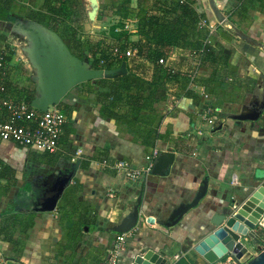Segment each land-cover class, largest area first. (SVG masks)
<instances>
[{"label": "crops", "instance_id": "1", "mask_svg": "<svg viewBox=\"0 0 264 264\" xmlns=\"http://www.w3.org/2000/svg\"><path fill=\"white\" fill-rule=\"evenodd\" d=\"M109 1L115 5L121 0ZM138 1L145 6L151 2L129 0V4L136 6ZM262 2L261 8L256 3L254 9L238 16V0H215L225 17L219 22L208 0H192L195 10L203 12L215 26L210 42L220 43L224 52L230 54L232 80L226 79L229 84L212 93H203L202 85H193L196 101L177 94L178 87L171 89L175 96L161 105L164 116L156 125L162 137L148 143L134 138L124 125L101 114L96 94L82 91L87 85H76L59 104L66 123L55 153L0 141V163L10 167L16 178L12 185L15 191L1 197L0 217L16 213L23 225L27 224L11 228V237H0V264H113L109 256L118 233L110 227L121 220L123 211L134 204L140 194L137 225L126 232L120 261L114 264H128L140 250L164 251L166 264H204L194 247L210 232L213 214L242 202L251 190L264 182V176H256L264 174V0ZM119 19L118 14L110 11L84 25L91 27L89 32L97 33L106 29L104 20L110 21V26ZM127 20L131 19H123ZM130 32L129 40H137L134 26ZM206 102L221 110L220 121L198 138L193 132L196 112ZM255 109L260 110L256 119L234 117ZM154 147L175 153L174 162L164 176L149 173L130 180L102 164L104 159L126 160L138 167L145 163L146 154ZM42 154L54 156L41 159L38 156ZM30 157L37 163L34 171L26 170ZM84 161L88 163L82 167ZM49 168L53 172L48 173ZM70 172L71 179L52 211H37L32 203L22 205L18 201L25 196L39 195L58 176ZM141 179L140 185L137 181ZM205 179L206 192L198 204L177 224L164 226L163 222L179 204L192 201ZM77 223L84 226L70 241L69 225ZM253 232L264 239L263 228L255 226ZM244 241H251L253 245L248 246ZM242 243L243 247L238 250L240 256L247 255L246 261L264 249V245L249 237L242 238ZM175 255H179L177 259Z\"/></svg>", "mask_w": 264, "mask_h": 264}, {"label": "trees", "instance_id": "2", "mask_svg": "<svg viewBox=\"0 0 264 264\" xmlns=\"http://www.w3.org/2000/svg\"><path fill=\"white\" fill-rule=\"evenodd\" d=\"M24 1L27 0H0V20L13 23L23 17L46 26L60 36V28L66 23L70 27V33L64 37V40H69L68 48L81 59V51L86 50L85 58L92 68H118L122 61L126 62L125 74L88 80L78 85H87L88 88L82 90L84 93L96 94L103 116L124 125L134 138L144 143L162 137L156 125L164 116L161 105L169 98L168 93L175 96L170 89L178 87L177 94L196 101L192 86L187 88L195 57L200 60L201 70L192 83L202 85L204 92L212 93L229 84L226 79L232 80L230 54L224 52L220 43L206 42L212 33L199 22L208 19L203 12L195 10L192 0H150L147 6L139 1L136 6H131L129 0H121L115 5L109 0L99 1L96 19L114 11L122 20L97 33L82 29L85 23L90 22L84 0H41L37 8L23 6L21 3ZM256 3L261 8L262 0H238L237 15L244 16L249 9H254ZM17 5L23 14L13 12ZM126 18L135 21V33L138 35L135 41L129 40L131 32L123 28V19ZM3 37L0 34V50L2 47L9 48V42ZM115 46L123 53L128 48L135 49V53L119 57L112 52ZM9 53L12 55L11 50ZM10 54L5 58L7 61L11 59ZM159 58H163L165 63H158ZM13 67L12 64L7 74V90L30 103V92L18 88ZM87 163L84 161L81 166L85 167ZM15 183L14 171L0 163V200ZM18 225L23 223L16 213L0 217V237H11V228ZM83 226L70 224L68 240H74Z\"/></svg>", "mask_w": 264, "mask_h": 264}, {"label": "water", "instance_id": "3", "mask_svg": "<svg viewBox=\"0 0 264 264\" xmlns=\"http://www.w3.org/2000/svg\"><path fill=\"white\" fill-rule=\"evenodd\" d=\"M86 14L90 22L96 20L99 0L86 1ZM209 6L217 21L222 22L225 17L218 9L215 0H208ZM20 22V21H19ZM14 22V24H16ZM21 23V22H20ZM24 26H16L27 34L29 42L28 52L38 68L37 87L39 96L31 100L30 105L40 111H45L50 105H58L67 92L79 83L95 80L102 77H111L115 74H125L126 62L122 61L118 68H92L88 61L75 55L55 31L37 22L25 20ZM259 109L252 113L236 114L235 118L256 119ZM217 128H220L217 127ZM175 153L166 149L159 152L154 160L151 174L164 176L173 164ZM72 172L57 177L54 183L44 188L33 199V208L37 211H52L57 204L63 190L68 185ZM263 178L264 174H256ZM206 179L191 202L181 203L163 222L166 227L177 224L183 215L197 205L205 195ZM141 194L134 204L123 211L119 222L110 227L116 233L127 232L137 225ZM264 215V182L259 183L244 200L236 205L223 208L220 213L213 214L210 232L197 242L194 249L204 259V264H211L226 254L241 255L242 238L247 237L258 242L259 238L253 232L258 220ZM239 249V250H238ZM164 251L140 250L128 264H166ZM245 264H264V249L248 260Z\"/></svg>", "mask_w": 264, "mask_h": 264}, {"label": "built area", "instance_id": "4", "mask_svg": "<svg viewBox=\"0 0 264 264\" xmlns=\"http://www.w3.org/2000/svg\"><path fill=\"white\" fill-rule=\"evenodd\" d=\"M132 25L133 22L131 20L123 21V28L129 32L132 29ZM199 25L205 26L209 33L215 30V26L206 19H201ZM209 41L208 38L206 42ZM9 52L10 49H5V47H2L0 50V141L11 142L39 152L55 153L60 146V138L66 123V115L59 105H50L45 111H40L32 107L24 98H19L8 92L5 82L8 79L7 74L13 60V58L10 61L5 59L10 54ZM112 52L119 57H122L123 54L125 56H132L135 53V49L128 48L123 53L115 46ZM158 63L163 64L165 60L159 58ZM199 64L200 60L195 57L194 70L189 74L190 79L187 88L193 86L192 79L201 70ZM202 92L205 93L203 87ZM168 96L173 99V94L168 93ZM196 113L197 124L193 129L195 135L202 136L205 131L211 129L220 121L221 110L216 108L212 103H204L197 109ZM159 152L160 149L154 147L146 154L145 163L138 167L132 166L126 160L110 162L104 159L102 164L118 170L125 178L134 180L151 173L154 160ZM76 153L79 154L80 150L78 149ZM256 226L264 229V215L258 220ZM125 240L126 232L116 235L110 250L109 261L111 263H119ZM258 242L264 245V239L259 238ZM178 256L175 255V258L177 259ZM246 262L243 256L230 253L211 264H245Z\"/></svg>", "mask_w": 264, "mask_h": 264}, {"label": "rangeland", "instance_id": "5", "mask_svg": "<svg viewBox=\"0 0 264 264\" xmlns=\"http://www.w3.org/2000/svg\"><path fill=\"white\" fill-rule=\"evenodd\" d=\"M27 1H24L21 4H24L23 6H30L31 8H37L38 4L40 3L41 0H27ZM86 1L87 0H84L85 8H87L86 7V4H87ZM20 11H21V7L19 5H17V7L14 8L13 12H17V14H19V13L23 14V12H20ZM22 14H20V15H22ZM19 21L16 24H14V22L10 23V22H5V21H0V32H2V35L4 36L3 39H6L9 42L8 47L12 52L11 58H13L12 64L14 66L13 68H14V73H15V77H16L15 80L17 81V86H18V88H23V89L28 90L30 92V96L33 99V98L39 96L38 87H37L38 68H37V65L34 63L32 56L28 52L29 42L27 40V37H28L27 34L23 33L22 30H17V28H14L16 26L17 27L18 26H20V27L24 26L23 21H25V18H23V17L19 18ZM109 22L110 21H107V20L103 21V24L105 25V28H106L105 30H107V28L109 27L108 26ZM132 26H134V28H135V23H133ZM69 28L70 27L66 23L62 26V28H60V31L62 33L61 37L66 44L69 42V40L68 39L64 40V37H66V34L68 35V33H70ZM82 29L85 32H89V30H91V27L89 28V26L84 25ZM89 33H91V32H89ZM74 51L76 53H79L77 50H74ZM81 54L83 56L82 59L87 61L85 58V57H87L86 56L87 55L86 50H82ZM220 115H221V113H220ZM195 136L198 138L202 137V136H198V135H195ZM53 156L54 155L48 156L46 154H44V155L42 154V156H38V157H40L41 159H48V158L53 157ZM36 160H37V157H36ZM32 161H33V157H30L27 164H26V170H28V171H34L35 170L34 168L36 167L37 163L34 164V162H32ZM45 163H47V162H45ZM49 163L50 162H48V164ZM51 172H53V169L49 168L48 173H51ZM30 174H32V173L30 172ZM141 181H142V179L137 181L138 184L141 185V183H140ZM12 187L13 186H11L9 188L10 193H11V190L15 189V188L12 189ZM244 242H246V241H244ZM246 243L248 246L253 245V242H251V241H249V243L247 241ZM246 256L247 255L245 254L243 257L246 258Z\"/></svg>", "mask_w": 264, "mask_h": 264}, {"label": "flooded vegetation", "instance_id": "6", "mask_svg": "<svg viewBox=\"0 0 264 264\" xmlns=\"http://www.w3.org/2000/svg\"><path fill=\"white\" fill-rule=\"evenodd\" d=\"M37 195V194H36ZM36 195H29L25 196L23 199L18 200L22 205H25L27 203H32L33 199L35 198ZM20 204V205H21Z\"/></svg>", "mask_w": 264, "mask_h": 264}]
</instances>
